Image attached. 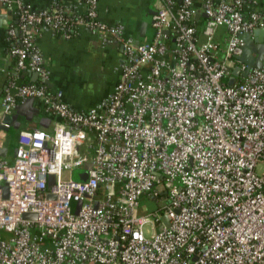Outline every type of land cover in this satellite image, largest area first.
I'll return each mask as SVG.
<instances>
[{
    "label": "built area",
    "instance_id": "obj_1",
    "mask_svg": "<svg viewBox=\"0 0 264 264\" xmlns=\"http://www.w3.org/2000/svg\"><path fill=\"white\" fill-rule=\"evenodd\" d=\"M85 3L77 13L0 0L16 5L18 68L42 81L10 83L0 124L28 98L51 117L0 160V264H264V59L229 85L235 66L248 69L245 36L264 37V0H156L154 38L139 44L98 18L99 0ZM81 28L125 55L113 90L86 110L44 83L37 43ZM144 194L156 210L141 211Z\"/></svg>",
    "mask_w": 264,
    "mask_h": 264
},
{
    "label": "crops",
    "instance_id": "obj_2",
    "mask_svg": "<svg viewBox=\"0 0 264 264\" xmlns=\"http://www.w3.org/2000/svg\"><path fill=\"white\" fill-rule=\"evenodd\" d=\"M24 1L36 9L60 8L77 13H84L87 9L85 0ZM155 3L156 0H99L98 18L110 25H124L125 35L135 42H148L155 35L152 26ZM15 10V4H0V108L12 81L16 85L35 83L36 77V72L19 69L10 51L13 39L8 32L17 23ZM37 43L43 52L45 65L51 71V86L48 87L61 91L64 100L75 109L86 110L97 105L120 79L125 63L122 45L117 42L103 44L99 34L86 28H81L70 39L46 32L38 36ZM35 105L44 115L39 100L35 101ZM18 120L21 122L19 129L12 126L8 130L0 129V148L7 149L6 156L0 157V160L12 161L15 158L21 130L44 128L37 116L32 121H27L24 116H19Z\"/></svg>",
    "mask_w": 264,
    "mask_h": 264
},
{
    "label": "water",
    "instance_id": "obj_3",
    "mask_svg": "<svg viewBox=\"0 0 264 264\" xmlns=\"http://www.w3.org/2000/svg\"><path fill=\"white\" fill-rule=\"evenodd\" d=\"M154 14L157 12V9L155 8L153 10ZM200 15L206 16L205 13H198L196 14L195 18H198ZM262 33L264 34V30H256L255 34ZM261 42L256 43L249 35L245 36V44L243 48V53L240 55V60L248 65V69L245 71H242L239 66H235L232 71V77L229 80V85H233L236 78L242 74L246 75L247 71L251 67H261L262 62L264 59V37L260 39ZM137 44L140 43V41H136ZM35 83L38 85H42L41 78L39 77V74L36 73L35 77ZM46 85L51 86V82L45 81ZM19 116H24L27 121H32L35 116L40 118V125L47 127L50 122V118L44 116L40 112V108L35 105V99L34 98H28L25 102L17 104L15 107L14 113L7 115L4 118V122L6 124H0V129L8 130L10 126H12L15 129H19L21 127V122L18 120ZM17 152V148L15 149V155ZM7 154L6 148H0V157H5ZM88 167V166H87ZM79 170V173L82 174V179L87 180L88 179V172L87 170L77 169ZM75 171V170H74ZM75 173V172H74ZM78 173V174H79ZM75 180H78L74 178ZM53 181L50 182L52 184ZM4 189V195L7 196L8 194V187L7 185H1ZM49 198H54L55 196L51 193L48 194ZM81 201H78L76 204V210L75 212L78 213L80 210ZM25 218L33 217L36 218L37 215L35 213H24L23 215ZM164 222L168 225L169 224V218L167 215L163 216Z\"/></svg>",
    "mask_w": 264,
    "mask_h": 264
},
{
    "label": "rangeland",
    "instance_id": "obj_4",
    "mask_svg": "<svg viewBox=\"0 0 264 264\" xmlns=\"http://www.w3.org/2000/svg\"><path fill=\"white\" fill-rule=\"evenodd\" d=\"M74 178L79 179L78 177V173L79 170H75L74 171ZM158 207V204L155 200L149 199L146 194L143 195L142 199H141V211L142 212H150L153 210H156Z\"/></svg>",
    "mask_w": 264,
    "mask_h": 264
},
{
    "label": "trees",
    "instance_id": "obj_5",
    "mask_svg": "<svg viewBox=\"0 0 264 264\" xmlns=\"http://www.w3.org/2000/svg\"><path fill=\"white\" fill-rule=\"evenodd\" d=\"M195 25L198 28V30H200L202 28V25H203V19H199V20L195 21Z\"/></svg>",
    "mask_w": 264,
    "mask_h": 264
}]
</instances>
